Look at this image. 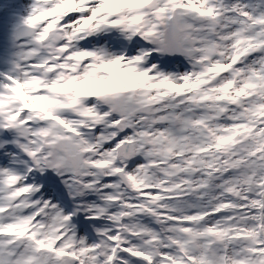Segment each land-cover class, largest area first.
<instances>
[{
    "label": "snow or ice",
    "instance_id": "obj_1",
    "mask_svg": "<svg viewBox=\"0 0 264 264\" xmlns=\"http://www.w3.org/2000/svg\"><path fill=\"white\" fill-rule=\"evenodd\" d=\"M0 264H264V0L0 4Z\"/></svg>",
    "mask_w": 264,
    "mask_h": 264
}]
</instances>
